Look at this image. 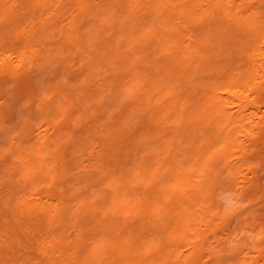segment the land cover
Masks as SVG:
<instances>
[{"label":"bare ground","instance_id":"1","mask_svg":"<svg viewBox=\"0 0 264 264\" xmlns=\"http://www.w3.org/2000/svg\"><path fill=\"white\" fill-rule=\"evenodd\" d=\"M10 1L5 0L4 6L3 0H0V52L2 50V53H0V94L6 93L16 100L21 94H24V100L31 101L30 106L26 103L29 107L28 114L30 112L34 115L40 114V112L44 113V111L46 113L47 111L48 116L61 112L62 116L63 114L66 116L72 115L75 109L78 111H74V114L82 111L90 115L92 110L95 109L94 114L103 113L105 115L103 105L117 109V120L115 119V124L109 128L106 135V140L110 144L109 150L102 155L99 160L101 162L97 161V163L90 165L92 167V169H89L90 171L80 172L78 176L72 177V179L77 182V188L79 186L83 189L87 185L88 187L89 184L91 185L90 174L92 173L97 175L94 182L100 185H106L109 178L115 188V199L118 200V204L115 201H110L113 200V196L102 207H100V204L91 206L89 201L85 202L83 206L89 205L93 211L89 221L95 228L93 233L95 238L99 237V239L90 249L80 245L84 241H78L79 246L73 254H67L66 251L62 252V255L76 256V262L85 264H149L148 259L143 256L148 246H152L155 241L170 244L177 238L187 239L188 234L195 231V236H201L203 239L193 242L195 255L187 262H200L205 254V244L209 239L208 233L214 228V225L213 221H207L204 224L207 229L201 232L200 227H197V225L205 221V217L199 216L200 220H198L197 216H194L191 207L199 202L197 205H200L201 209L210 212L213 204H208L209 200L217 197V191L230 182L228 180L230 177L223 181L221 174L226 169L230 170V175L235 174L236 167L230 164L224 166L230 150L233 149L234 152V149L241 146L239 142L242 138L240 141L239 138L236 140L237 131L235 129L236 132H234L233 129L239 123H242L243 126L246 125L245 121L248 120L246 126L251 125L250 128L245 127V130L241 128L240 131L238 128V134L244 130L250 134L248 136L250 137L252 132L250 133L249 130L252 129L253 131L254 127H258L262 132L264 131V117L260 119L259 123L254 122L256 117L253 120L254 115L249 114L247 112L248 105H244L248 102L244 101L249 100L248 91H255L257 95L256 100L250 98L253 100L250 101L251 103L255 105L264 103V90L261 89L262 84L258 83L257 78L259 76L263 79L261 83L264 82V9L262 7L261 10L254 9L253 6L249 5L248 1L250 0H240L241 2L239 0H178L180 2L178 4L176 3L177 0H56L58 3H55V0H22V5L19 1L22 12H18L10 5L6 6ZM15 1L10 2L13 3V7L18 4ZM257 2H259L257 6L264 5V0H257ZM48 5V14H42L43 10H47ZM221 9L223 10L220 11ZM64 11L65 13H63ZM38 12L40 14L39 22L35 20ZM29 14L30 16H28ZM65 14H69V18ZM214 14H217L215 20H207L208 17L211 18ZM223 29L225 32L218 34V31ZM183 30H187L190 34L194 33L190 43L182 39ZM15 31L20 36L16 40L14 38L15 42L9 44L7 37L9 38V34ZM211 34L216 40V44L212 48L208 45ZM35 39L36 42H34ZM260 39L263 40L260 41ZM260 44H262L263 50ZM92 46L99 47H96L97 54L93 56L85 54L86 51L84 50ZM186 50L193 53V56L186 59L182 55ZM75 51L78 53V60L79 58L83 60L88 58L91 63L90 66L94 69L100 70L105 66L108 67L110 74L106 85L99 82L100 84H96L98 87L94 91L87 89V84H93L95 81L96 73L93 68L88 69L84 61L80 65L84 70L82 71L84 80L80 79V76L74 77L71 75L72 66L69 65L67 55H71ZM140 53H145V55L137 57L136 55ZM221 55H225V57L222 59ZM202 57L204 59H201ZM253 57L256 60L259 59V61L262 59L260 62L258 61L259 67H261L260 70L257 67L254 68L253 61L255 62V59H252ZM116 64H119L118 69L114 68ZM225 65H229L228 71L225 73L220 72ZM253 74L257 75L255 77L257 83L254 81L256 79L252 77ZM161 75L163 76L161 77ZM87 79L89 83H87ZM137 80L143 81V86L135 84ZM70 82H73V85H69ZM9 83H12L14 87L6 88V84ZM196 89H205V92L200 90L199 96L194 98L193 94L197 91ZM75 90H77V94L75 92L77 96L70 99L72 91ZM165 90L171 96L170 101L166 102L167 106L152 109V99L155 97L156 92ZM43 92H47L49 96H44ZM128 97L132 98L131 103H128ZM36 98L40 99L46 108L40 106L41 104L33 105ZM6 99L8 101L9 97ZM76 100L79 101L80 107L76 105ZM182 102L183 104H189V106L186 105L188 107L180 108ZM11 104L13 105V103ZM251 105L249 106L251 107ZM251 109L250 112H253L254 110ZM167 110H175L179 119L192 120L195 124L184 129L186 131L185 140H188V144L185 145L184 140L182 142L184 145L177 146V152H174V148H170L167 150L168 157L159 158L158 156L162 153L160 151L167 147V143L174 141L175 135L173 134L176 133V131L165 132L163 129ZM255 112L254 114L258 115ZM78 114L81 118L83 113ZM31 117L33 118V115ZM62 119L57 118L60 123L64 120ZM44 120L41 122H44ZM134 120L136 121L133 122ZM132 123L137 125L136 128ZM58 124L59 122L56 121H48L47 125H51L52 132L46 131L45 133L43 130V133H38L35 138L37 142H34L35 144L31 150L34 149L35 151V149L40 148L42 153L47 151L54 157L55 151L51 148L62 142L66 137V131L64 133L62 128L60 130ZM41 125L42 123L39 126L40 131H42ZM64 125L65 123L60 127ZM23 126L22 132L25 135L29 133L28 141L30 138V141H33L35 135L32 133L31 127L33 125H31L30 120ZM229 127L233 129L226 131ZM166 133L169 136L164 140V144H157L162 136H167ZM178 133H176V136H178ZM243 134L247 135L245 132ZM254 134L252 133L253 136H256ZM81 137L82 134L80 139ZM23 139L25 141V137ZM146 140L152 142L151 147H144ZM254 140L256 141L257 138H254ZM82 142L85 145L87 143L85 138ZM12 145L9 144L10 147ZM27 145L30 146V143H27ZM242 147H245V143L241 146V149ZM25 148H27L26 145ZM43 150L45 151L43 152ZM14 151L13 149L11 153ZM16 151L23 152L20 146L16 148ZM237 151L239 150L237 149ZM26 152H23L25 155L19 156V158L24 157L21 164L22 161L25 163L21 169L24 174V176L22 174V180L27 182L28 185L29 182L35 183L33 185L36 187L35 192L37 191L38 196L44 193V188H55L56 198L57 195H60V198H58L59 203L57 202L56 209H54L55 215L59 214L63 222L67 221L68 213L71 212L70 203H67L69 204L67 206L65 199L67 194L66 191L61 189L63 182L59 179L62 177L65 180L68 175L64 178L63 174L65 173L61 171L62 168L59 171L54 163H43V160L40 162L36 160V154ZM151 153H155V155H151ZM240 153L242 154V152ZM15 154L17 153L15 152ZM5 159L2 160L3 166L1 167L3 168L1 171L8 175L12 173L15 167H11ZM103 159L111 160L113 165L110 162L106 165ZM166 164L169 166L164 169ZM17 165L19 166V164ZM203 166H207V168L201 169L203 176L200 178L201 175H195V172ZM15 171L18 173L17 170ZM36 173L42 174L37 176ZM47 178H49L48 183H46ZM57 184L61 185L60 190L62 191L57 190ZM63 188L66 187L63 186ZM67 188L74 187L68 186ZM137 188H151V191L139 192ZM22 190L24 191V188ZM47 191L45 190V192ZM77 191L81 193V189ZM150 192L154 194L153 197L148 195ZM85 196L89 200L90 196L87 193ZM166 196H171L174 199L172 205L166 206L164 204ZM48 198L46 197V199ZM71 198L72 196H70ZM79 199L81 201L82 198H75L76 202ZM29 200L21 202V206L18 205V200L16 201L20 219L21 216L24 218L23 216L31 214L33 211L31 207L33 200ZM79 202L78 205L82 204H79ZM99 202H104V200L101 199ZM72 204L74 203L71 202ZM40 207L38 208L40 209ZM44 208L46 209V206ZM73 208L71 206L72 210ZM2 209L3 207L0 205V211ZM9 209L0 213V215L3 214V216H0V218H3L0 219V240L6 243L12 229L9 226L11 216ZM126 209L134 214L135 225L132 224L134 230L147 228L146 232L147 235L150 234V237L147 236L149 241H147L146 246L142 242V234L134 233L131 228V232L123 231L125 226L122 222L121 212ZM16 210L17 208L14 209L13 215H15ZM46 210L49 211V209ZM43 212L46 215L44 209ZM213 212L211 211V214ZM77 217L79 222L85 218L82 213H79ZM14 218L17 219L14 216L11 217L10 221L13 222L12 219ZM42 220L44 225L46 221L43 218ZM17 221L19 223V219ZM175 221H180L181 225L173 227L172 224L177 225V222L174 223ZM50 222L52 223V221ZM21 226L23 228L24 223ZM13 227L15 229L14 225ZM126 228L128 227L126 226ZM85 231H87L86 228ZM77 233L75 234L76 237L78 236ZM13 234L16 235L15 232ZM83 234L85 235V233ZM53 240L55 239L53 238ZM218 241L220 246L225 243L224 240L219 239ZM88 242H90V239ZM92 242L94 244L93 240ZM73 243L75 245L76 238ZM67 250H69V246ZM173 253V250L167 251L165 257L169 259L173 256ZM69 256H67L68 260L70 259L69 261L64 260L68 264L72 261ZM103 256H105V261L102 258ZM207 256H210L211 264L216 261L223 263V260L214 255L213 252H210Z\"/></svg>","mask_w":264,"mask_h":264},{"label":"rangeland","instance_id":"2","mask_svg":"<svg viewBox=\"0 0 264 264\" xmlns=\"http://www.w3.org/2000/svg\"><path fill=\"white\" fill-rule=\"evenodd\" d=\"M12 1L14 2L15 0H11L10 2H12ZM19 1H20V4L22 5L23 4L22 0H17V1H15V3H18V4H16L17 7L16 6L13 7L12 6L13 3L11 4L10 2H9V4L7 3L6 6L8 7V5H10L15 10L17 9L16 11L22 12L21 11L22 7H20ZM250 1H248L249 5H251V7L253 6L254 9L255 8H257L258 10H261L262 8L264 9V5L257 6V5H259V2H257V0H254V1L250 0ZM239 2H241V1L239 0ZM5 3H6L5 0H3L4 6H5ZM55 3H58V2L56 1ZM176 3L178 4L180 2H178V0H177ZM223 5H224V3H223ZM225 6H226V2H225ZM47 7H48L47 8L48 11L43 10L42 11L43 13L41 12L42 14H45V13L48 14L47 12H49V5ZM222 10L223 9H221L220 11H222ZM63 13H65V11ZM36 15H37V17L35 20L39 22L40 21V20H38L40 18L39 12H38V14L36 13ZM28 16H30V14ZM65 16H67V18H69L70 15L65 14ZM214 16L211 18L208 17L207 20H212V21L215 20V18L217 17V14H214ZM220 19L222 20V18H220ZM217 20L219 21L218 18H217ZM225 20H226V18H225ZM223 30H219L218 34L224 33L225 30L224 31ZM11 34H12V36H15V37H12ZM19 36H20V34L16 33V31L11 32L9 34V38L7 37V39L10 42L9 44H11L12 42H15V40L18 39ZM192 36H194V33L190 34L187 30H183L182 35H181L182 39L188 43H190V39L193 38ZM14 38H15V40H13ZM262 40L263 39H260V41H262ZM215 41H216L215 38L212 37V34H211L209 36V39H208V45L210 48H212L216 44ZM34 42H36V39L34 40ZM260 45H261V49L263 50L262 44H260ZM96 47H98V46H92L87 50L85 49L84 50V51H86L85 54H89L90 56L97 54V48ZM57 48H58V46H57ZM11 49H12V47L10 48V50ZM0 53H2V50ZM144 55H145V53H140V54H137L136 56L138 57V56H144ZM182 55L187 59L188 57H192L193 53H189V51L186 50L184 53H182ZM77 56H78V53L76 51L73 52V54H71V55H67V57L69 58V65L71 64L70 67L71 66L73 67V68L71 67V72H72L71 75L74 77L80 76L81 77L80 79L84 80V78L82 77V74H83L82 71H84V70L80 67V65L83 63H81V62L84 61V63L87 64L88 69H91L93 67L90 66L91 63H90V60L88 61V58L87 59L84 58V60L79 58V60L81 59L80 63H79ZM224 57H225V55H223V56L221 55L222 59ZM197 59H199V58L197 57ZM201 59H204V58L202 57ZM252 59H255V57H253ZM258 61H259V59L258 60L255 59L256 64L253 61V66H254V68H256V67L259 68V70H260L261 69V67H259L260 61L259 62ZM243 63H244V61H243ZM114 68L118 69L119 64H116L114 66ZM221 69L222 70L220 72L225 73L228 71L229 65H225ZM93 70H95V73H96L95 81L93 82V84L92 83L87 84V89H90L91 91H94L98 87V85L96 86L97 83L100 84L101 82H103V84L106 85L108 76L110 74L109 69L106 66L101 68L100 70H98L97 68L96 69L93 68ZM217 74H216V76H217ZM163 75H161V77ZM252 77L254 79L255 77H257V75L253 74ZM257 78H258V83L262 84L261 89L264 90V87H262L264 85V82L261 83L263 81V79H261L259 76ZM41 81H43V80H41ZM254 81H255V83H257V79ZM142 82L143 81H141V80L140 81L137 80V81H135V84H137L138 86H143ZM87 83H89L88 79H87ZM68 84L73 85V82H70ZM6 85H7L6 88H13L14 87V85L12 83H9ZM196 90L197 91L193 94L194 98L199 96L198 94H199L200 90L205 92V89H196ZM75 92L77 94V90L72 91L73 96L71 94L70 99H72V97L75 98V96H77L75 94ZM3 94L4 93L0 94V101H1L0 102V164H1L0 165V178H1L0 184L2 183L0 186V205H2V207H3V209L0 211V213L1 212L3 213V210H8L10 207L9 211L11 213L8 212L11 214V216L9 214V216H10L9 223L10 224L12 223V225L9 224V226H11L10 228H12V229H11V233L8 236L9 240L7 241V243L0 240V264H68L64 260L69 261L70 259L68 260V257H67L69 255L63 256L62 252L67 251V254H70V253L73 254L74 250L76 248H78V246H79V243H77L78 241L79 242L84 241L82 244L80 243V245L84 246L85 248L88 247L87 249H90L95 245V243L97 242V239H99V237L95 238V236L93 234L95 231V228H94L93 224L89 221L91 218V215L93 214L92 213L93 211L89 205L83 206L85 204V202L89 201V204H91V206L96 205V204H98V205L100 204V207H102L104 205V203H106V201L109 198L112 199V196H113V200H110V201H115V203L118 202V200L115 199L116 198L115 188H114L113 184H111L109 178L107 179L109 184L107 183L106 185H100V184H97L94 182V180L97 179V175H94V173H92L93 176H92V174H90L91 175V181H90L91 185L89 184V187L87 185V187H85L83 189L79 188V186L77 188V182H75L72 179V177L78 176V173H80V172L86 173L85 171H90L89 169L90 168L92 169V167H90V165L97 163V161L100 160L102 155L107 153V151L109 150L110 144H109V141L106 140V138H107L106 135L109 131V128L113 124H115L114 122L117 120V116H118L117 109L110 107V106L103 105L102 107H104L105 112H106L105 115L103 113H95L94 114V112H96L95 109H93L94 111L92 110L90 115L85 114V112L79 111L78 113H80V115H81V113H83L81 115V118H80L78 113L74 114L76 111H78L77 109L74 110L75 112L73 111L72 115H66L67 117L65 116V114H63V116H62V112L57 113L58 116H57V114L56 115L54 114L52 116H48L49 114L47 111H46V113L44 111L45 114L40 112V114L38 113L37 115H34L33 113L31 114L30 112L28 114V111H29L28 106H30L31 101L30 100L28 101L26 99H25L26 100L25 101L23 98L24 94H21L17 100L14 99L13 96L10 97V95H7L6 93L4 95ZM42 94L44 96H46L47 92H43ZM247 94L250 95L248 97L249 100L246 99L244 102L248 101L247 102L248 104L244 103V105H246V106L248 105L247 112L249 114L254 115L253 120L256 117L254 122L257 121L259 123L260 119L262 117H264V115H263L264 112H262V111H264L263 110L264 109V107H263L264 103L263 104L258 103L257 105H255V104L250 102V101H253L251 99L256 100L257 95L255 94V91L254 92L248 91ZM47 96H49V95H47ZM154 96L155 97L152 99V105H151L152 109L154 107L159 108V107H163L165 105L167 106L166 102H169L171 99L170 98L171 96L169 95L168 91H166V90L165 91H157L156 95H154ZM8 97H9V99L7 101L6 98H8ZM2 100H4L3 101L4 103L2 102ZM127 100H128V103H131L132 98L128 97ZM75 102H76V105H78V107H80L79 101L76 100ZM11 103H13V105ZM26 103L28 106L26 105ZM250 104H252L251 107L249 106ZM33 105H40L43 108H46V106H43V103H41V100L38 98H36L34 100ZM186 105L189 106V104H183V102H182L180 104V108L188 107ZM24 106H25V108H24ZM256 106L258 107V109ZM12 107H13V109H12ZM250 109L254 110V111L250 112ZM261 109H262V111H260ZM255 110L258 113V115L254 114ZM260 113H261V116H260ZM165 114H166V116H165L164 123H163L164 131L165 132L176 131V133H178V132H180V133H178V136H176V133L173 134V135H175L174 141H171L170 143L166 144L167 147H165L164 150L160 151L162 153L158 156L159 158L160 157L161 158L168 157L169 153L167 150L170 148H174V152H177V146H180L186 137L185 136L186 131L184 129L192 127L195 124V122L192 120H187V119L181 120V119H179L176 116L175 110H167L165 112ZM5 115H6V117H5ZM32 115H33V118L31 117ZM59 115H61V116H59ZM253 115H252V117H253ZM72 116L73 117L75 116V117L73 118ZM82 116H84V117H82ZM258 116H260V117L258 118ZM91 117H92V119H91ZM46 118H48V119H46ZM53 118H54L53 121L59 122L58 125H59L60 130L62 128L64 133L66 131L65 139H63L62 142H60L61 144L60 143L57 144L60 146L55 145L51 148L52 150L55 151L54 157L52 154H49L45 150H43V152L45 151L47 153V155L45 152L42 153V150L40 148L38 150L35 149V151L33 149V151H32L31 149L33 148V146L35 144L34 142H37V140L35 141V138H36V135L38 133H40V132L43 133L44 131H45V133H46V131H48L50 133L52 132L51 125H47V122L48 121L53 122L52 121ZM57 118L60 120L63 118L64 120L62 119L63 121L60 123V120H57ZM77 118H78V120H77ZM27 119H28V121H27ZM67 119H68V121H67ZM29 120L31 122V125H33L31 127L33 130L32 133H34V135H35L33 141H30L31 138L29 139L30 142L28 141V134L29 133L27 135H25L24 132H22L23 127H24L23 125L25 123L29 122ZM43 120H44V122H41ZM138 120H140V119H138ZM135 121L136 120H134L133 122H135ZM246 121H248V120H246ZM246 121H245V123L247 125L248 123ZM41 123H42V125H41L42 131H40V127H39ZM63 123H65V125L63 127L62 126L60 127V125H63ZM66 124H68V125H66ZM132 124H133L134 128H136L137 125L134 123H132ZM4 125L6 126L5 128H4ZM44 125L46 126V128ZM246 125L243 126L242 123H239L238 126L235 127L234 129L232 127H229V129H226V131L231 130V129H233L234 132L237 131L236 132L237 138L235 135V139L237 140L239 138V141H240V139L242 138L241 141L240 142L238 141V142L241 146H243L245 143V147H242L243 151L241 149V146L237 148L239 151H237V149H234L235 153L233 152V149H231L230 153L228 154L227 160L225 161L226 164H224V166L230 164L231 166L236 167L235 174L230 175V173H229L230 170L226 169V168H225L226 170H224V172L221 174L223 181H224V179H228L230 177V179H228L230 182L227 184V186H224L217 191V194H218L217 197H214L213 200H209L208 204H213V208H211L210 210L214 211V212L211 214V211L206 212L205 209H201L200 205H197V204H199V202L191 207V209H193V212H194L193 214H195L194 216H197L198 220H200L199 216L205 217V221H202L201 224L197 225V227H200L201 232H203V231H205V229H207L204 225L207 221H213V225H214V228L211 229L208 233L209 239H208V242L205 244V254L202 257L201 261L195 262V263H193V262L188 263L187 262L192 256L195 255L193 242L194 241H201V239H203L201 236L200 237L195 236V231H193L192 234L191 233L188 234L187 239L181 240V239L177 238L174 242H172L170 244L163 243L162 241L156 242L154 239L155 242L153 243V245L150 247L148 246L147 249L145 250V253H143V256L146 259H148L149 264H191V263L192 264H196V263L202 264V262H203V264H205V263L211 264V261L209 260L210 256H207V255H209L210 252H213L214 255L220 257L223 260L222 264H264V131L262 132L261 129H259L258 127H254L253 131H252V129H250L249 131H250V133L251 132L253 134L255 133L254 135H256V136H253L251 133L252 137L251 136L248 137L250 134H248V132L244 131V130H245V127L246 128L248 127V129H249L251 125H248V126H246ZM42 126H43V129H42ZM47 126H48V130H47ZM91 127H92V129H91ZM238 128H239V131L241 128L244 129L241 132L242 133L245 132L247 135H245V134L242 135V133H240L243 136L242 137L240 134H238L239 133V131L237 130ZM70 129H71V131H70ZM235 129H236V131H235ZM256 130H257L258 135L256 133ZM18 131H20V132H18ZM69 133H70V135H69ZM73 133H75V134L73 135ZM261 133H262V137H261ZM81 134L83 137V138L81 137V139L83 140L85 138L87 141L86 145L80 139ZM21 135H22V138H21ZM166 135H167L166 137L162 136L161 139L157 142V144H162L163 142H165L164 140L169 136L168 133H166ZM245 136H247V137L245 138ZM258 136L261 138H259ZM23 137H25V141H24ZM14 138H16V139H14ZM254 138H257V140L255 141ZM3 139H4V141H3ZM243 140L244 141L246 140L247 143L244 142ZM17 141H18V143H17ZM78 141L82 142V143L80 144ZM187 141L188 140L184 141L185 145L188 144ZM7 142L10 144V146L13 143H14V145H12V147H10ZM20 143H21V145H19ZM27 143H30V146H28ZM184 143L182 145H184ZM87 144H89V145H87ZM25 145L27 146V148H25ZM18 146H20V148H21V150H23V152L24 151L26 152L29 150L26 153L36 154V160H38L40 162H42V160H43V163H54L57 166V168L59 169V171L62 168L61 171L65 173V174H63L64 178L66 175H68L67 179L65 178V180H63L62 177L59 179V181L61 180V182H63V186L66 188H63V186L61 188V185H58V184L56 185V187L58 188V189L57 188L56 189L59 192L62 190L66 191V194H67L66 198H65L66 204L70 203L69 208H70L71 212L68 213V219H67L68 223L66 220L63 222V220L59 216V214H57L58 216L55 215L54 209H56V205L59 203L58 198H60V195H57V198H56L57 193L54 194L55 188H53V189L52 188H44L43 189L44 193H41L43 195L39 194V196H40L39 197L37 191L35 192L36 187H35V185H33L35 183L29 182V185H28L27 182L22 180L24 174L22 173L21 169L23 168L22 166H23V164L25 165V163H24V161H22V164H21V160L24 157L22 156L19 158V156L25 155V154L22 151H19V152L16 151V148ZM151 146H152V142H149V140H146L144 147L148 148ZM13 149L15 150L13 152L14 154L11 153L13 151ZM15 152L17 154H15ZM240 152H242V154ZM41 153H42V155H41ZM2 154H3V156H1ZM4 155H5V157H4ZM151 155H155V153H151ZM47 156H48V158H47ZM1 157H2V159H1ZM3 159L7 160L11 167H15V169L12 171L11 174L6 175L4 171L2 173L1 169L3 167H1V166H3V162H2ZM194 159H196V158H194ZM99 162H101V161H99ZM103 162H105L106 165H108V162H110L111 165H113V162L111 160H108V159H103ZM17 164H19V166ZM168 166L169 165L166 164V166H164V169H167ZM204 168L206 169L207 166L200 167L195 172V175H201V176H199L201 178L203 176L201 169H204ZM26 169H27V167H26ZM15 170H17L18 173H16ZM20 172H21V174H20ZM76 172H77V174H76ZM214 173H216V172H214ZM22 174H23V176H22ZM36 174H37V176H40L42 173H36ZM4 175H6V176L3 179ZM199 177H197V178H199ZM2 180H3V182H1ZM48 180H49V178L46 179V183H48L47 182ZM27 185H28L29 190L27 188ZM31 186H32V188H31ZM68 186H72L74 188H67ZM25 187H26L27 191H26ZM23 188H24V191L22 190ZM60 188L62 190H60ZM79 189H81V193H79L77 191ZM137 189L139 192L145 191V190L151 191V188H142L144 190H142L141 188H137ZM20 190H21L22 194H21ZM32 190H34V191H32ZM45 190L46 191L48 190V191L45 192ZM31 191H32V193H31ZM52 191H53V193H52ZM84 191L87 193L88 196H90L89 200L85 196L86 193L85 194L83 193ZM17 192H19V193H17ZM26 192H27V194H26ZM28 192H29V194H28ZM31 194H32V196H31ZM51 194H52V196H50ZM1 195H2V197H1ZM9 195H11V196H9ZM148 195H150V197L154 196V194H152V192H150ZM20 196H21V198H20ZM28 196H30V197H28ZM41 196H42V198H41ZM44 196H46L47 198L49 196V198L46 199V197H44ZM70 196H72L71 199H70ZM84 196H85V198H84ZM52 197H53V199H52ZM78 197L79 198L81 197L83 199V202H82V199H81V201L79 199L76 202L75 198H78ZM28 198L31 201L33 200L32 204L30 202V204L32 205L31 207L33 208V211L31 214L29 213L26 216H23L24 218H22V216H21V219H20V215L18 216V214H19L18 213V209H19L18 205L21 206V202L23 203V202H25L24 200H29ZM39 198H40V200H39ZM54 198H55V200H54ZM8 199L10 201L11 200L12 201L10 202ZM21 199H24V200L22 201ZM50 199H51V201H50ZM72 199H74V200L72 201ZM101 199H103L104 202H99ZM17 200H18V202H17L18 205H16ZM20 200H21V202H20ZM44 200L45 201L47 200L46 204H45ZM173 200L174 199L171 196H166L164 198V204L166 206H168V205L170 206V205H172ZM52 202L54 203V205ZM71 202L74 204L71 205ZM78 202H79V204L80 203H82V204L78 205ZM9 203H11L10 204L11 206L8 205ZM30 204H28V205L30 206ZM42 204H45V205H42ZM68 205L69 204H67V206ZM45 206H46V209H49V211H47L44 208ZM71 206H72V208L74 207L73 210L71 209ZM38 207H40V209ZM76 207H78V208H76ZM79 207H80V210H79ZM12 208H13V211H12ZM16 208H17L16 213H15V215H13L14 209H16ZM35 209H36V212H35ZM43 209H44L46 215H44ZM74 209H75V213L73 212ZM38 213H40V214L38 215ZM79 213H82L83 217H85L84 220L80 221V222L78 220L79 218L77 217V215ZM43 215L45 218L44 217H42V218L44 219V221H46L44 223V225L42 224L43 220L41 218V216H43ZM102 215H104V214H102ZM0 216H3V214H1ZM14 216H16L17 219L14 218V219H12V220H14L13 222L10 221L11 217L13 218ZM28 216L31 219H29ZM39 216H40V218H39ZM46 216H47V218H46ZM25 217H26V219H25ZM75 218H77V219H75ZM121 218H122L123 225L125 226V228L123 226V228H124L123 231L126 230L127 232H129L130 228H131V230L132 229L134 230V228H133L134 226L132 227V224L135 225L134 224L135 218H134L133 213H131L130 211H128L126 209V210L121 212ZM0 219H3V218L1 217ZM18 219H19V223L17 221ZM24 219H25V221H24ZM70 219H71V221H70ZM153 219H155V218H153ZM76 220H77V222H75ZM50 221H52V223ZM16 222H17V224H16ZM78 222H79V224H78ZM176 222H177V225L172 224L173 227H176V226L178 227L181 225L180 221H175L174 223H176ZM23 223H24V226L22 228L21 225H23ZM80 223H82V224L80 225ZM26 224H27V226H26ZM128 224L129 225L131 224L130 227ZM13 225L15 226V229H13L14 228ZM77 225H78V227H77ZM82 226H84V228H82ZM126 226L128 228H126ZM80 227H81V229H80ZM85 228L87 229V231L84 232ZM191 228H193V227H191ZM91 230H92V232H91ZM76 231H79V232L77 233ZM146 231H147L146 227H145V229L139 228L138 230H134V233L137 232V233L142 234V239H143L142 242L145 243V246L147 244V241H149V237H150V234L147 235ZM14 232L16 235L13 234ZM80 232H81V234H80ZM89 232H91L92 234ZM76 233L80 238L78 236L77 237L75 236ZM83 233H85V235ZM116 233H118V231H116ZM67 234H68V236H67ZM147 236H149V237H147ZM191 236L193 238H189ZM53 238L55 240H53ZM70 238H71V241H70ZM72 238H73V240H72ZM75 238H76L75 245L77 244L76 247L73 243L75 241ZM77 238H78V240H77ZM84 238H85V240H84ZM89 239H90V242H88ZM219 239L222 241L223 240L225 241V243H223L221 246H220L219 241H218ZM92 240L94 241V244H93ZM84 243H85V245H84ZM68 246H69V250H67ZM55 248H56V250H55ZM64 248H65V251H64ZM71 248H73V249H71ZM53 250H54V252H53ZM170 250H173L174 253H173V256L171 258L167 259V257H165V254L167 251H170ZM70 257L72 260L71 262H69L70 264H85L83 262H80V263L76 262L77 261L75 259L76 256H69V258ZM102 258L104 260L105 256H103ZM141 261H142V259H141ZM214 264H221V263H218L216 261V262H214Z\"/></svg>","mask_w":264,"mask_h":264}]
</instances>
